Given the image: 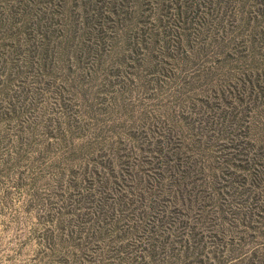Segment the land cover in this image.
<instances>
[{
  "label": "rangeland",
  "instance_id": "1",
  "mask_svg": "<svg viewBox=\"0 0 264 264\" xmlns=\"http://www.w3.org/2000/svg\"><path fill=\"white\" fill-rule=\"evenodd\" d=\"M0 264H264V0H0Z\"/></svg>",
  "mask_w": 264,
  "mask_h": 264
}]
</instances>
